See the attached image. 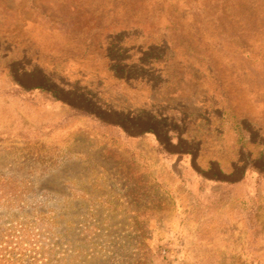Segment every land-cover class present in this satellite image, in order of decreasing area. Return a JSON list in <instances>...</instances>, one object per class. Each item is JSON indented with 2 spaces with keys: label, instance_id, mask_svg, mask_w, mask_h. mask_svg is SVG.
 Here are the masks:
<instances>
[{
  "label": "rangeland",
  "instance_id": "1",
  "mask_svg": "<svg viewBox=\"0 0 264 264\" xmlns=\"http://www.w3.org/2000/svg\"><path fill=\"white\" fill-rule=\"evenodd\" d=\"M0 264H264V0H0Z\"/></svg>",
  "mask_w": 264,
  "mask_h": 264
}]
</instances>
